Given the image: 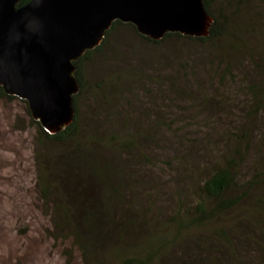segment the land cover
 <instances>
[{
	"label": "trees",
	"instance_id": "1",
	"mask_svg": "<svg viewBox=\"0 0 264 264\" xmlns=\"http://www.w3.org/2000/svg\"><path fill=\"white\" fill-rule=\"evenodd\" d=\"M30 1L21 0L19 5ZM204 2L213 18L206 37L167 33L154 40L140 34L131 23L115 21L101 43L74 62L81 86L74 96L75 121L56 134L48 133L39 121H33L39 150L42 149L36 157L37 182L43 207L48 212L45 215L51 220L49 235L61 244L69 242L79 252L82 264H246L237 258L242 251L236 244L235 226L250 220L248 215L264 217V196L255 199L250 214H241L249 193L264 186V181H260L263 175H255L241 188L239 178L243 181L245 176L239 171L247 150L239 131L236 129L232 139L226 140L228 149L235 139L241 143V150L231 154L229 150L219 151L224 138L214 139V128L208 134L201 132L203 111L211 108L214 115V89L209 94L202 92L204 79L197 71L200 66L205 70L209 66L214 71L215 62L225 66V78L233 76L229 58L216 57L214 47L220 41L230 48L234 41L242 42L236 36L241 27L225 12L217 17L215 0ZM123 28H129L146 42L152 52L141 55V51H127L124 41L116 37ZM174 42L190 45L197 51L186 55L187 59H200L196 68L176 48V55L182 59L174 57L166 65L171 54L164 52L163 56L159 48ZM225 53L226 47L221 54ZM133 55L136 65L132 64ZM154 63L160 68L166 65L167 69L175 64L182 77L149 73L155 84L150 89L145 84L148 72L144 65L149 68ZM93 69L95 73L89 81L85 73ZM136 84L145 92L144 96L138 94L139 104L123 98L126 88ZM155 89L159 91L156 97ZM85 92H93L99 101V112L87 119L92 126L81 122L79 117V97ZM0 98L16 97L8 96L0 86ZM154 99L166 101L162 112L160 104L150 105ZM121 104V110L114 108ZM107 109L115 110L109 115ZM126 112L128 118L124 116ZM27 113L31 115L29 107ZM153 113L159 116L156 122L149 119ZM160 145L173 156L166 163L165 178L153 177V168L158 166L149 153L153 146ZM199 148L205 156L202 163L205 168L198 170L199 177L194 178L187 172L189 161L184 151L199 152ZM132 156L139 157L145 165L129 162ZM214 156L218 159L214 160ZM136 164L146 168L141 172L143 168L137 169ZM173 165L177 169H171ZM186 180L190 181V188ZM142 187L151 190L144 194ZM230 220L236 224L233 228ZM250 223L256 227L254 222ZM259 236L256 231L250 233L251 240L264 252V243L257 241Z\"/></svg>",
	"mask_w": 264,
	"mask_h": 264
},
{
	"label": "rangeland",
	"instance_id": "2",
	"mask_svg": "<svg viewBox=\"0 0 264 264\" xmlns=\"http://www.w3.org/2000/svg\"><path fill=\"white\" fill-rule=\"evenodd\" d=\"M240 1L244 4H238ZM262 2L263 0H215L214 12L217 17L223 12L229 14L231 18L233 16L235 25L241 27L240 30H237L236 36L242 42L236 40L232 44L233 48H230L220 41L214 47L216 57L225 60L229 58L233 76L225 78L223 76L225 66L215 62L214 71L209 66L206 67V70L203 66L197 69L200 77L204 79L201 84V88H204L202 92L209 94L214 89V100L212 101L214 115L211 113L213 111L210 110L211 108H206L203 111L199 126L201 132L208 134L214 128V139L224 138V144L220 145L219 151L229 150V154L241 150V143L236 139L228 149L226 140L232 139V132L237 129L239 136L243 137L242 145L246 148L247 154L239 171L241 176H245L243 181L239 178L241 188H244L247 180L255 178V175L262 174L263 178L260 181H264V54H262L264 48V5ZM116 37L124 41L127 51L132 49L133 52L141 51V55H146L145 52H152L148 44L140 40L129 28L119 30ZM219 45L221 46L219 47ZM225 47L226 53L221 54ZM175 48L181 50L180 56L186 58V62L191 66L195 67L200 61L198 57L193 60L187 59L188 52L192 54L197 52H194L190 45L180 46V43L174 42L159 48L163 56L164 52L171 54L166 62L167 66L170 65L171 59L174 57L182 59L176 55ZM133 57L132 64L136 65V56L133 55ZM166 65L160 68L154 63L149 67L150 70L144 65V70L146 73L148 72L145 84L148 83L150 89H154L155 84L151 81L149 73H154L155 76L165 73L168 77L182 75L175 64L168 69ZM90 70L85 73V78L89 81L95 73L94 69ZM126 89L123 92L125 93L123 98L129 102L138 101L140 103L138 94L145 95L138 84L136 87L128 86ZM169 92L173 95L172 88L169 89ZM154 93L156 97L159 91L155 89ZM98 102L93 92L90 94L85 92L79 97L78 111L79 117L82 119L81 122L86 121L90 126L93 125L87 119L92 117L94 112L95 114L99 112ZM138 102L136 103L139 104ZM157 102L158 100L154 99L150 105L160 104L159 109L162 112L166 101L159 100ZM122 105L114 108L121 110ZM27 109L28 104L21 98H0V264H82L79 252L69 242L61 244L49 235L51 220L48 215H45L48 212L43 207L37 182L36 157L42 149L39 150V139L36 126L33 123L35 119L27 113ZM115 109H107L109 115H112ZM124 116L128 118V113L126 112ZM149 117L151 121L156 122L159 116L153 113ZM149 119L145 118V120ZM135 127L140 128L139 124H135ZM195 151V149L185 150L184 154L189 161L187 172L197 178L199 177L198 170L202 171L205 168V165L202 164L205 163V156L201 155V149L199 152ZM149 153L157 161L158 166L157 169L152 167L155 170L153 177L165 178L168 173L166 163L171 162L173 156L165 149L164 145L153 146ZM216 158L218 159V156H214V160ZM129 162L144 164L137 156L130 157ZM135 167L143 168L141 172L146 168L139 164H136ZM171 167V169H177L176 165ZM186 182L190 184V188V181L186 180ZM153 184L155 185L154 181ZM142 189H144L143 192L145 191L144 194L151 190V188L144 187ZM261 196H264V186L262 185L255 187L249 193L244 209L241 211L242 216L250 214L255 199ZM148 200L149 198L145 203H148ZM263 210L264 208L262 209L264 215ZM247 217L251 219L242 221L239 227L230 220V224L234 223L232 228L235 226L238 232L236 234L238 250L242 251L237 255V258L244 260L246 264H261L264 263V252L251 240L250 233L256 231L257 235H260L257 241L264 243V217L257 215L254 218L253 214L252 217L249 215ZM250 222H254L256 227L252 226ZM213 248L211 247V249ZM219 249L224 250L221 247ZM178 255L184 257L180 253ZM187 259L185 258V260Z\"/></svg>",
	"mask_w": 264,
	"mask_h": 264
},
{
	"label": "water",
	"instance_id": "3",
	"mask_svg": "<svg viewBox=\"0 0 264 264\" xmlns=\"http://www.w3.org/2000/svg\"><path fill=\"white\" fill-rule=\"evenodd\" d=\"M0 0V86L25 100L50 134L75 121L77 61L119 20L154 40L167 33L206 37L204 0ZM10 25H15L10 27Z\"/></svg>",
	"mask_w": 264,
	"mask_h": 264
},
{
	"label": "clouds",
	"instance_id": "4",
	"mask_svg": "<svg viewBox=\"0 0 264 264\" xmlns=\"http://www.w3.org/2000/svg\"><path fill=\"white\" fill-rule=\"evenodd\" d=\"M15 25H10V27H14Z\"/></svg>",
	"mask_w": 264,
	"mask_h": 264
}]
</instances>
